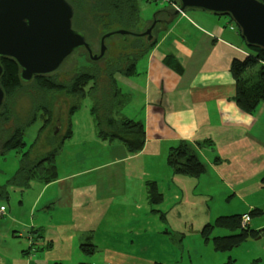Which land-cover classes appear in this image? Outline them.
<instances>
[{
  "label": "rangeland",
  "instance_id": "rangeland-1",
  "mask_svg": "<svg viewBox=\"0 0 264 264\" xmlns=\"http://www.w3.org/2000/svg\"><path fill=\"white\" fill-rule=\"evenodd\" d=\"M165 5L163 0H138L139 15L145 21H151L158 9ZM191 12L196 11L187 10L188 14ZM220 17L230 20L226 16ZM98 37L99 34L95 32L89 38L95 52H98ZM238 43L243 50L246 48L240 38ZM110 51L112 50H108L107 56L111 54ZM81 54L83 53L73 54L55 76L50 78L57 84L56 90L43 94L36 82H30L5 95L0 109V119L5 124L1 125L3 130L0 134L10 131L11 127L13 131L18 129L24 134L25 146L22 150H11L0 155V207L5 209L3 216L0 215V264H15L21 260L24 264H107L103 261V248L113 247L112 243H127L129 240L134 241L133 246L130 244L129 254L138 256L139 259L153 257L156 259L154 264H226L228 261L231 264H264V236L259 240L245 241L239 247L221 253L213 250L211 240L213 237L229 235V231L214 228L208 238L203 236L202 232L208 224H212L219 216H228L222 213L229 207L239 206L236 199L227 203L223 197L214 193L217 187L213 183L207 184L210 185L212 198L199 195L203 189V183H200L198 186H180L183 193L179 200L162 203L163 200L160 202L155 198L154 181L146 182L145 187L140 186L144 172L147 177H152L153 174L149 169L135 167L136 163L143 165L144 157L128 161L126 164L130 166V170L120 177L116 176V172H122L126 168L123 167L124 163L118 165V169L107 167L101 171V174L111 173L112 176L103 181L99 194L111 197L112 202L102 219V232L99 237H104L111 243H106L103 238L99 245L100 251H93L89 242L83 244L82 250H79L75 243L78 238L76 234L65 252L58 250L47 254L46 250H38L29 254L31 250H28L26 238L15 235L17 231L23 232L19 223L28 227H45L48 222L53 226L56 223L68 225L74 221L70 211H64L57 206V185L44 188L45 185L34 180H28L25 185L18 174L15 179L11 178L19 169L21 154L29 152L26 165H32L53 151L55 144L59 143L54 158L57 176L62 178L74 172L85 171L75 183L91 187L97 182V174L87 169L112 161L115 153L121 156L127 153L117 141L107 142L98 137V127L91 112L92 103L88 95L90 84L84 88V96L76 107L71 109L70 101L73 97L66 92L65 84L74 77V63ZM136 69L140 71L139 64ZM114 82L117 90L125 97H128L126 93L129 87L136 88L129 91L133 96L131 105L118 112L131 120H141L142 79H135L133 75L115 74ZM55 126L59 128L57 134L54 133L57 128L53 131ZM153 163L160 164V158H154ZM255 168H260V165ZM169 170L172 171L170 167ZM164 191L167 192L168 188H164ZM252 198L264 199V191ZM248 209L242 205L239 210L246 214L244 216L248 217V221L256 226H264V214L249 215ZM63 256L65 260L62 259ZM56 257L61 258L59 262L53 260Z\"/></svg>",
  "mask_w": 264,
  "mask_h": 264
},
{
  "label": "crops",
  "instance_id": "crops-1",
  "mask_svg": "<svg viewBox=\"0 0 264 264\" xmlns=\"http://www.w3.org/2000/svg\"><path fill=\"white\" fill-rule=\"evenodd\" d=\"M193 11L196 12L188 14L185 11L168 26L158 27L154 33V47L135 64V68L139 64L140 71L136 69L133 78L139 77L143 81L140 99L143 111L139 120L144 129V144L139 153L129 155L125 152L123 156L115 153L112 161L87 169L97 174L96 185L91 187L75 183L85 171L62 178L56 173V178L47 184L41 182L40 176L30 175L31 180L45 185L44 188L59 187L57 206L70 211L74 223L51 226L48 222L45 227H28L19 223L26 236H21L19 231L13 233L18 238H26L28 250H31L29 254L38 250H46L47 254L58 250L65 252L76 234L77 249L82 250L81 246L89 242L93 251H100L99 245L104 238L99 237L102 219L112 202L111 197L99 194L103 181L112 176L111 173L101 174V171L124 163L126 168L116 172V176H123L130 170L126 163L141 157H144L143 165L136 163L135 167L149 169L153 174L147 177L144 172L140 186L145 187L146 182L154 181L155 192L160 195L162 203L179 200L183 193L180 186H198L200 183H203V189L199 195L212 198L207 184L213 183L217 191L222 190L214 193L223 200L229 203L236 199L239 203L222 214L243 215L245 213L239 210L242 205L249 208V212L260 208L264 214V199L252 198L264 191V104L260 103L252 114L241 111L233 100L235 84L230 73L231 61L243 59L247 50L240 47V36L230 20L197 12L200 10ZM240 42L243 44L241 38ZM130 89L136 88L129 87L124 109L133 101ZM180 142L192 148L204 166V175L193 178L175 175L169 170L165 157L170 148ZM154 158H160V164L155 165ZM257 165L260 168H255ZM247 226L255 231L264 228L251 221ZM105 242L111 243L108 239ZM130 244L133 246L134 241L112 243L113 247L103 248V261L107 264L156 263L153 257L139 259L129 254ZM33 246L35 248H31ZM56 258L53 259L55 262L61 259ZM15 264L24 263L21 260Z\"/></svg>",
  "mask_w": 264,
  "mask_h": 264
},
{
  "label": "trees",
  "instance_id": "trees-1",
  "mask_svg": "<svg viewBox=\"0 0 264 264\" xmlns=\"http://www.w3.org/2000/svg\"><path fill=\"white\" fill-rule=\"evenodd\" d=\"M67 1L72 5L74 11L73 28L85 35L86 42L90 44L94 53L97 52L93 50V44L89 38L91 35H95V32L99 34L100 42V38L106 33L116 30L140 33L148 28L152 22V20L145 21L140 17L138 0ZM144 1L156 2L160 0ZM259 1L264 3V0ZM165 3L166 5L158 9V12L152 17L158 20L159 24L154 27L152 31L153 39L150 42L142 37L113 35L105 41L107 53L108 50H112L110 51L111 54L107 56L106 53L103 58L96 62L90 61L87 52L80 49L74 54L83 53L79 55L74 63V77L65 84L66 92L73 97L70 101L72 104L71 109L75 108L84 96V88L87 84L91 85L88 95L92 103L91 112L98 127V137L107 142L118 141L125 147L129 155L138 154L141 150L144 144V129L140 121L131 120L118 112L127 103L128 97L122 96L117 90L114 76L115 74L133 75L137 61L154 47L156 42L154 33L158 27L168 26L177 18L179 14L177 16L173 15L174 8L172 5L176 4L178 6V4L173 3L172 0ZM187 10L189 9L185 11ZM235 29L237 30L236 27ZM246 50L243 59H233L231 61L230 73L235 84L233 100L236 106L244 113L252 114L260 103L264 104V50L249 47H246ZM81 57H84V59ZM71 58L72 56L69 59ZM0 64L3 70L0 77V86L5 99V95L15 91L22 84L19 80V68L13 61L0 59ZM30 82H36V85L40 88V93L43 94L57 89V84L50 78L37 77ZM3 124H5V121L2 122L0 119V132L3 130V127L1 128ZM30 124L28 123V125ZM20 132L18 129L13 131L11 127L10 131H3L2 135L0 134V155L11 150L16 151L24 148V134ZM54 147L53 151L38 160L36 167L33 164L26 165V157L29 152H23L20 156L19 169L11 178L15 179L18 174L21 178L20 181L25 185L28 180L32 179L30 177L32 173V176H40L41 182L45 184L55 179L54 158L57 155L59 143L55 144ZM166 163L172 172L177 175L199 177L204 172V166L198 160L192 148L185 142H180L176 147L170 148ZM262 182L264 184V178ZM0 191H2L1 188ZM155 196L156 199L161 200L159 194L156 193ZM261 213L260 209L254 208L249 212V215H259ZM244 215L246 214L219 216L212 224H208L204 228L202 232L204 237H207L214 228L229 231V235L213 237L211 243L215 252L230 251L239 247L248 237L255 238L261 233L264 234V228L255 231L248 229L247 225L241 226V218ZM226 264L231 263L228 261Z\"/></svg>",
  "mask_w": 264,
  "mask_h": 264
},
{
  "label": "water",
  "instance_id": "water-1",
  "mask_svg": "<svg viewBox=\"0 0 264 264\" xmlns=\"http://www.w3.org/2000/svg\"><path fill=\"white\" fill-rule=\"evenodd\" d=\"M170 1V0H164ZM178 4L173 15L186 9L214 16H226L237 28L246 47L264 50V3L259 0H172ZM74 11L67 0H0V59L13 61L19 68V80L28 84L37 77L54 74L78 50L84 49L96 62L107 53L105 41L113 35L153 39L158 20L152 19L140 33L116 30L100 38L99 51L92 52L85 35L73 28ZM0 64V77L2 76ZM4 92L0 86V107ZM21 236H26L21 232ZM264 234L246 241L259 240Z\"/></svg>",
  "mask_w": 264,
  "mask_h": 264
},
{
  "label": "built area",
  "instance_id": "built-area-1",
  "mask_svg": "<svg viewBox=\"0 0 264 264\" xmlns=\"http://www.w3.org/2000/svg\"><path fill=\"white\" fill-rule=\"evenodd\" d=\"M172 6H173L174 9H177V8H178V6H177L176 4H173ZM3 210H4L3 207H1V208H0V215H2ZM248 222H249V221H248V217H247V216H242V218H241V222H240L241 226H245V225H247Z\"/></svg>",
  "mask_w": 264,
  "mask_h": 264
},
{
  "label": "flooded vegetation",
  "instance_id": "flooded-vegetation-1",
  "mask_svg": "<svg viewBox=\"0 0 264 264\" xmlns=\"http://www.w3.org/2000/svg\"><path fill=\"white\" fill-rule=\"evenodd\" d=\"M61 66H63V64L61 65ZM61 68V67H60ZM60 68L54 73V74H52V75H50V76H47L46 78H51V77H53V76H55V74L60 70ZM34 80V79H33ZM32 81V80H31ZM30 83V82H29ZM22 84V83H21ZM22 85H25V84H22ZM45 116H46V114H45ZM57 128V129H56ZM56 129V131L54 132L55 134H57L58 133V130H59V128H58V126H55V127H53V131ZM37 163H38V161L36 162V163H34L33 165L36 167V165H37Z\"/></svg>",
  "mask_w": 264,
  "mask_h": 264
}]
</instances>
